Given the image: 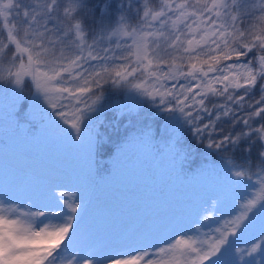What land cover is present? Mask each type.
Returning a JSON list of instances; mask_svg holds the SVG:
<instances>
[{
  "label": "snow or ice",
  "instance_id": "6c2138e0",
  "mask_svg": "<svg viewBox=\"0 0 264 264\" xmlns=\"http://www.w3.org/2000/svg\"><path fill=\"white\" fill-rule=\"evenodd\" d=\"M132 5L133 0H128L126 10L133 11ZM120 7L123 9L124 5ZM78 9H86L84 0H68L66 5L64 0H0V18H3L8 39L0 51L14 46L7 69L8 79L17 88L31 81L39 94L34 96H42L53 110L51 115L63 125L70 126L75 141L81 138L85 111L91 113L95 110L101 99L97 93L111 82L113 86L134 89L162 111L179 112L199 140L208 134L205 144L208 148L223 151L231 146L235 149L246 140L243 150L250 153L258 144L257 157L264 162V27L252 24L241 28L239 25L244 16L264 24V0H231V3L228 0H211L210 4L197 0L191 11L186 2L173 6L166 0L160 11L145 10L141 28L131 31L123 15L117 26L111 27L105 22L101 9V18L95 21L98 31L91 44L87 43ZM169 13H174L175 18ZM10 19L17 23L9 26ZM169 20L171 32L167 31ZM145 23L150 30H143ZM153 24H158V27H152ZM180 25L186 31H181ZM21 28L23 36L18 39ZM109 28L110 36L116 38L115 48L111 46V39L107 41L108 46H104L105 33ZM120 37L125 39L122 41ZM129 40L131 44H128ZM117 49L134 55L136 64L155 81L154 90L150 91L141 83H132L129 79L135 78L138 67L113 74L111 66L118 60H127V56L117 53ZM253 51L259 54L246 62L241 60ZM25 55L26 63L23 59ZM168 56H171V63ZM17 59L20 61L18 65ZM225 61L232 63L223 66ZM204 65H207L206 69ZM121 67L126 68L127 65ZM13 68L16 70L13 71ZM150 68H155V71H149ZM180 80L186 83H180ZM217 84L221 88L214 86ZM257 88L259 98L246 99ZM239 90H243L242 94H236ZM209 94L224 97L225 103L214 105L215 119L199 126L198 122L204 119L205 113L209 117L212 115L205 106ZM93 95L95 100L88 104ZM15 99L20 100L19 93L15 94ZM61 99H75L84 107H77L79 115L69 121L62 110L64 105L54 102ZM245 107L246 112L243 111ZM222 117L231 120V130L219 136L218 132L222 130H215L213 125ZM231 176L238 183L247 177V171L236 170ZM260 191L264 193V183ZM20 202L3 200L5 205L15 203L16 207L0 206V264H80L81 260L84 264H94L93 260L78 259L76 255L68 259L70 248L74 247L69 240L74 239L71 234L75 231L78 215L74 203L65 202L68 212L55 213L44 210L60 206L55 194L49 204L32 201L36 211H17L21 207ZM256 203V200H250L244 206V212L226 222L225 227L214 236V242H198L191 237L183 239L187 233L179 231L175 245L164 247L158 246L160 235H142L116 242L124 249L122 251L112 249L113 244H109L106 255L97 264H113V261L115 264H154L153 255L168 252L173 253L171 259L165 260L162 256L159 264H208L230 244L234 232L242 230L249 220L248 213L258 208ZM262 205L264 203H260L259 207ZM41 217L46 219L41 220ZM260 235L264 236V233ZM260 246L264 247V240ZM117 256L129 258L121 261L116 259Z\"/></svg>",
  "mask_w": 264,
  "mask_h": 264
},
{
  "label": "rangeland",
  "instance_id": "374dc122",
  "mask_svg": "<svg viewBox=\"0 0 264 264\" xmlns=\"http://www.w3.org/2000/svg\"><path fill=\"white\" fill-rule=\"evenodd\" d=\"M209 1L199 0V3H209ZM135 2H139V6L135 5ZM165 2L161 5H164ZM185 2L189 5V11L192 10V6L197 4V0H184ZM228 2L231 3V0H228ZM132 6L138 18L143 16L145 10L150 12L156 10V8L147 6L145 0H133ZM137 8L139 9L138 12L136 11ZM165 11L167 10L165 9ZM256 15L259 16L260 13L257 12ZM12 22L13 24L17 23L16 20ZM252 24L263 27V24L256 21L253 17L244 16L239 21L241 28ZM138 25L137 28H141ZM143 25H145L144 31L150 30L146 23ZM168 25L167 31L171 32L170 20ZM152 27H158V24H153ZM132 29L128 30L131 31ZM179 29L186 31L183 25H180ZM22 36L23 30L21 28L17 38L19 39ZM108 36L109 32L106 30V43L104 46H108L107 41L109 39L112 41L116 40L115 37L108 38ZM120 39L123 41L125 38L120 37ZM0 42H2L0 43V48H3V44H7L2 39L1 34ZM128 44H131L130 40ZM115 47L114 41L113 48ZM117 53L127 56V60L116 61L111 66L113 74L115 71H122L125 68L121 67V65L135 61L134 55H129L128 52H123L122 49H117ZM25 58L27 59L26 55ZM167 59L171 63V56H168ZM10 60L11 56L8 48L0 51V68L3 69L0 71V76L3 77L0 79V142L2 144L5 143L8 147L10 145L9 151L13 150L12 146L16 147L14 148L16 149L14 154L5 153L3 148L6 146L0 143L2 145V150H0V206L15 208V203L5 205L3 200L10 202L21 201V207L17 211H27L29 209L36 211L37 209L33 207V202L36 204L52 203L55 194L60 206L55 209H44L45 211L55 213L68 212L69 209L65 207V202H67L68 204L74 203L79 215L84 205L86 204L87 206L89 204L88 198L83 199L84 195L87 196V192L82 193L80 197L77 196L79 191L82 190L81 185H79L80 180L86 183L85 179L87 177L79 170H73L72 167L88 166L95 161V152H97L95 149L96 136L99 133H105L108 130L109 133L114 134L113 128L106 120V114L109 111L106 106L109 107L110 102L105 101V97H101L93 112L85 111L81 138L79 141H75L70 126L63 125L57 117L51 115L53 110L42 96L40 98L34 96L39 94L36 93L32 83H29L26 88L23 86L17 88L8 79L7 69L10 67ZM228 63H232V61L223 62V66ZM12 70L15 71L16 69L13 68ZM180 83H186V81L180 80ZM145 84V86H142L150 91L156 87L152 77H147ZM5 89L8 90V94ZM131 90L134 96L139 94L134 89L131 88ZM17 93L20 94V100L15 99V94ZM95 98L94 95L91 96L87 103L91 104ZM30 100H33V105L31 113L28 114L26 109ZM54 102L64 105L62 110L66 113L69 121L79 115L76 112L77 107H84L83 104H80L75 99L68 101L61 99ZM140 104L141 99L139 98L135 101V107L131 115L144 114L143 108L146 105L158 109L154 102L148 98L143 99L142 104ZM17 105H24V107L16 110ZM15 110L16 112L18 111L17 115L13 114ZM31 125L36 126V130H33V132L30 131L32 129ZM177 125L176 121H172V124L168 126L167 151L169 153L173 152V144L177 136L175 133L178 128ZM102 127L107 130L105 131ZM136 128L132 126L129 133L133 135ZM144 142L145 140H142L140 136H134L126 147H121L116 151L120 164L119 169L128 173V175H132L130 174L131 172L136 174L134 170H131L137 167V163H140L141 160H147L148 164L145 171L152 180L158 181L159 173L154 171L153 167L155 165L152 164V156L150 152L146 153L147 149ZM124 175L121 174V176ZM60 176H66L67 179L61 181L58 179ZM165 184L166 181L163 185L157 187L151 181L143 188V194L147 190L148 198L143 201L135 200L132 205L127 203V200L134 194L130 190L124 191L119 197L112 192L107 195H104L105 193L98 195L89 212H86L84 216L77 215L74 225V229L76 227L77 230L72 235L74 239L69 241V244L74 245V247L70 248L68 259L76 255L78 259H91L94 264H97L106 255L109 244H113L112 249L122 251L124 249L116 242L142 235H160L159 240L161 243L158 246L164 247L168 244L175 245L179 231L187 233L186 236L182 237L183 239L191 237L198 242L211 243L214 242L215 234L217 235L225 227L226 222L244 212L246 210L244 206L255 198L253 193L245 194L240 196L241 199L238 202L228 203L221 209H215L216 202L206 201L203 205L192 204L191 200L183 192L177 191V193H173L165 187ZM158 191H160L159 195L161 196L158 198L159 195L157 194L158 196L153 199L151 193ZM183 204H185L184 207ZM256 211L248 213L250 217L246 224L250 221L251 223L247 233L244 234L243 241L238 242L236 245H228L222 249L224 251L223 254H218L208 264H255L259 259L261 261L257 264H264V247L260 246L261 241L264 240V236L260 235L264 233V211L259 218L254 219ZM40 219L46 218L41 217ZM34 227L36 226L34 225ZM205 234H208L207 237ZM254 247L255 250L253 251ZM111 254L112 252L109 251V255ZM172 255V252H168L167 254L153 255L151 258L154 264H159L162 256L165 260H169ZM128 258V256L116 257V259L121 261ZM80 264H84V261L81 260ZM113 264H115V261H113Z\"/></svg>",
  "mask_w": 264,
  "mask_h": 264
},
{
  "label": "trees",
  "instance_id": "16d2710c",
  "mask_svg": "<svg viewBox=\"0 0 264 264\" xmlns=\"http://www.w3.org/2000/svg\"><path fill=\"white\" fill-rule=\"evenodd\" d=\"M145 1L147 6L149 5L152 8H156L154 11H160L163 7L161 4L166 0ZM67 2L68 0H64L65 5ZM167 2L178 4L184 3V0H167ZM84 3L86 4V9L83 11L78 9V11L81 12L82 22L85 26V36L89 44L93 43V37L97 32L98 28L95 21L101 18V9H103L105 22L111 24V27L117 26V23L120 21V15H124V22L129 30L132 29V27L137 28L138 24L139 27L142 26L141 18H138L134 11L126 10L128 8V0H85ZM209 3H211V0ZM121 4L124 5L123 9L120 7ZM135 5L139 6V2H135ZM170 15L172 16L174 14ZM174 18L175 15L173 19ZM12 21L13 20L10 19L9 26L13 25ZM3 25V18H0V34L4 42L8 43L7 30L4 29ZM107 30L109 32L108 38H110L111 28ZM143 30H145V25H143ZM114 41L111 45L112 47H114ZM8 51L12 58L14 46H9ZM258 54L257 51H253L248 57H242L241 60L246 62L248 59L254 58ZM23 59L26 63L27 59L25 56ZM19 62V59H17V65ZM125 65H127V67L124 68L122 72L131 71L133 67H138V71L134 74L135 78H129L132 80V83H141L144 85L147 82V77L149 76L146 72L143 73L144 70L140 68L135 61L130 64L127 62ZM204 67L207 68V65H204ZM186 70L187 67L185 66V71ZM149 71H155V68H150ZM29 83H31V81L25 82L22 86L26 88ZM215 87L221 88L220 85ZM242 92L243 90H239L236 94H242ZM97 94L101 97H105V101L110 102L109 107L105 105L106 109H109L108 112L107 110H105V112H107L106 120L113 128L114 134L109 133L107 129L102 127V129L107 131L105 133L101 132L96 136L95 149L97 152H95V161L88 166L72 167L73 170H79L87 177V179H85L87 181L86 183L80 180L79 185H81L82 190L79 191L77 196L80 197L82 193L87 192V196L84 195L83 199L88 198L89 204L87 206L86 204L84 205L82 212L78 216H84L86 212H89L94 200L97 199L98 195L103 193L107 195L109 192H112L119 197L124 191L130 190L133 191L134 194L127 200L128 205L129 203L132 205L135 200L143 201L148 198V194H146L147 190L146 193L143 194V188L151 181L157 187L163 185L166 181L165 187H167V189L171 190L173 193H177V191L183 192L189 200H191L192 204L196 203L198 205H203L206 201L216 202L215 209H221L228 203L238 202L241 199L240 196L253 193L255 197L254 200L257 201L256 207H258L255 209L257 211L254 214V219L262 215L261 213L264 211V205L259 207V204L264 203V199H262L264 193L260 191V186L264 183V167H262L264 162H261L257 157L258 144L252 148L250 153H246L243 150L244 144L247 143L246 140L242 141L239 147L235 149L229 146V148L223 151H214L205 145L208 134H204V139L199 140V138L193 134L192 126L187 124L179 112H165L160 108L155 109L146 105L143 108L145 111L144 114L137 113L131 115L135 107V101L140 98L142 104L143 99L147 97L140 96L139 94L134 96L130 87L120 88L118 86H113L111 82H109L103 90ZM258 98L259 91L257 88L253 90L252 96L246 99L250 101ZM222 103H225L224 97H215L209 94L205 106L211 110L212 115L209 117L207 113H205L204 119L198 122L199 126H202L203 123L208 122L210 119H215L216 109L214 105ZM228 104L231 105V102H228ZM27 105H25L27 106L26 111L29 114L31 113L33 100H30ZM23 107L24 105H17L16 110ZM16 110L13 112L14 115L18 114ZM243 111L246 112L247 108L245 107ZM172 121L178 123V128L175 131L177 136L173 144V152L169 153L167 151V131ZM132 126L134 128L137 127L133 135L129 133ZM31 128L30 131L32 132L36 130L35 125H31ZM213 128L215 130H222L218 132L219 136L226 135L231 130V120L222 117L220 120L216 121ZM134 136H140L142 140H145L146 153L150 152L153 160L152 164L155 165L153 167L154 171L159 173L158 181L152 180L145 171L148 164L147 160H141L140 163H137V167L131 170H134L136 174L131 172L130 174L132 175H128V173L122 172L119 169L120 164L116 151L121 147H126L127 143L132 140ZM215 138L214 135L213 139ZM0 143L2 144V142ZM2 145L6 146L3 148L5 150H9L11 147L10 145L8 147L5 143ZM2 145H0V150H2ZM14 148L16 147L12 146L13 151H16ZM236 170L247 171V177L238 183L236 182V178L231 176ZM121 174L125 175L121 176ZM58 179L64 181L67 177L60 176ZM157 194L159 195L160 191L151 193L152 198H156L158 196ZM160 196L161 195H159L158 198ZM184 205L185 204H183V207ZM250 223L251 221L245 224L239 233L234 232L229 245H236L238 242L243 241L244 234L247 233ZM76 230L77 228L75 227V231ZM75 231L73 233H75ZM230 231L233 230L230 229ZM73 233L71 235H74ZM223 252L224 251H222L221 254H223ZM260 261L261 259L257 260L255 264Z\"/></svg>",
  "mask_w": 264,
  "mask_h": 264
},
{
  "label": "water",
  "instance_id": "95a60500",
  "mask_svg": "<svg viewBox=\"0 0 264 264\" xmlns=\"http://www.w3.org/2000/svg\"><path fill=\"white\" fill-rule=\"evenodd\" d=\"M1 133V132H0Z\"/></svg>",
  "mask_w": 264,
  "mask_h": 264
}]
</instances>
